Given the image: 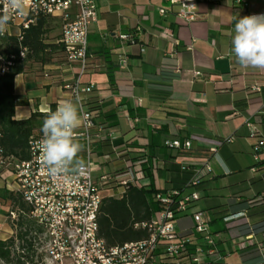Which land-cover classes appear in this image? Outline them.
<instances>
[{
    "label": "crops",
    "instance_id": "crops-1",
    "mask_svg": "<svg viewBox=\"0 0 264 264\" xmlns=\"http://www.w3.org/2000/svg\"><path fill=\"white\" fill-rule=\"evenodd\" d=\"M159 8L165 12L160 14ZM176 10L169 0L97 1V19L87 37L91 66L80 79L94 83L87 103L110 135L96 145V156L128 142L133 160L147 158L142 166L145 187L156 190L182 184L187 177L182 162L207 159L211 172L197 188L199 199L222 188L227 193L212 195L222 201L204 209H197L195 201L175 221V229L191 230V213L202 211L210 218L209 230L222 261L253 264L259 256L238 251L237 243L251 232L257 241L264 238V151L255 160L252 145L257 138L248 136L252 123L264 136V69L241 67L232 52V38L236 20L264 15V0H197V18L187 25L177 24ZM126 34L133 36V43L119 37ZM57 39L52 44L61 48ZM77 72L78 64L67 65L63 52L39 70L26 67L14 77V93L26 102L15 107L13 119H27L37 107L50 111L52 105L56 110L66 100L75 102L63 86ZM166 74L173 75L170 82ZM253 83L260 91L247 93L245 86ZM191 135L197 138L187 153L163 146L166 139ZM230 136L232 140L214 153L208 151ZM14 188L10 169L0 167V240L12 230L6 215L13 206L4 196ZM232 214L239 219L224 222Z\"/></svg>",
    "mask_w": 264,
    "mask_h": 264
},
{
    "label": "built area",
    "instance_id": "built-area-1",
    "mask_svg": "<svg viewBox=\"0 0 264 264\" xmlns=\"http://www.w3.org/2000/svg\"><path fill=\"white\" fill-rule=\"evenodd\" d=\"M98 0H25L23 13H11L7 31L2 39H14L17 51L0 53V74L5 72L16 59H25L28 48L22 44L23 35L38 16L51 18L58 23L57 43L61 46L67 65L78 64V72L70 83L64 84L71 97H79L83 122L76 129V139L83 146L82 155L87 167L86 174L72 173L52 177L40 160L39 143L42 131L28 139L29 158L10 164L0 160V167L10 166V175L27 210L10 209L7 220L12 230L0 241L5 245L6 256L0 255V264H165L184 260L185 264H233L222 261L216 249V241L209 230L210 218L202 211L191 213L192 229L177 231L175 221L185 215L192 204L199 199L197 188L211 172L207 159L199 162H182L181 170L187 174L177 188L157 190L153 200L157 203L149 220L134 224V228L146 230L148 236L121 245L108 246L98 235L97 216L104 196L122 198L134 186L145 187L142 166L148 161L142 156L133 160L129 143L112 145L110 151L96 156V145L107 141L110 135L97 123L87 100L93 92L94 83H82L81 76L91 66L87 37L90 26L97 19ZM176 5L175 19L179 25H187L197 18V0H169ZM239 3L245 0H237ZM5 0H0V14H3ZM163 14L165 10L159 8ZM134 42L131 34L119 36ZM23 53V55H22ZM247 93L259 92L258 83L245 86ZM34 112L49 113L48 109L37 107ZM249 134L256 137L252 145L253 157L258 159L264 151V136L250 125ZM196 136L174 137L163 141V146L179 153L192 148ZM232 137L219 140L208 148L210 153ZM21 216L24 223L17 225ZM239 214H232L223 220L229 223L238 220ZM253 245L259 259L253 264H264V238L255 240L254 233L244 236L237 243L242 249Z\"/></svg>",
    "mask_w": 264,
    "mask_h": 264
},
{
    "label": "trees",
    "instance_id": "trees-1",
    "mask_svg": "<svg viewBox=\"0 0 264 264\" xmlns=\"http://www.w3.org/2000/svg\"><path fill=\"white\" fill-rule=\"evenodd\" d=\"M53 19L38 16L35 23L25 30L22 44L28 48V53L23 60L16 59L5 72L0 74V160L5 159L12 167L14 163L29 158L28 139L32 134L41 133L43 121L48 113L34 112L27 119H13L16 106L24 104L26 99L22 95L14 93V77L24 71L31 63L44 64L46 53L53 47L45 42L47 33L51 29ZM17 51L14 39L0 40V53ZM111 76V72H108ZM173 75L166 74L168 82ZM169 86V83L166 84ZM92 110L91 107H89ZM50 111H55L52 105ZM182 111V110H180ZM168 115L185 118V115L167 111ZM157 190L153 186L129 188L122 198L104 196L97 216L98 235L108 246L121 245L125 242L144 239L148 233L144 229L134 228L135 223L149 220L155 210L157 203L153 195ZM10 201L13 209L27 210L20 194L8 191L4 196ZM1 198L3 195L1 194ZM24 221L21 216L17 225ZM4 243L0 241V255L5 257ZM238 251H246L253 258L258 257L255 246L250 245Z\"/></svg>",
    "mask_w": 264,
    "mask_h": 264
},
{
    "label": "clouds",
    "instance_id": "clouds-1",
    "mask_svg": "<svg viewBox=\"0 0 264 264\" xmlns=\"http://www.w3.org/2000/svg\"><path fill=\"white\" fill-rule=\"evenodd\" d=\"M24 2L25 0H5L3 14H0V35L7 31L12 12L23 13ZM232 52L241 67L264 69V15L244 16L236 20ZM82 122L79 97L75 102L66 100L60 103L55 111L46 115L38 147L41 164L52 177L69 173L77 176L86 174L88 166L78 157L83 146L75 135ZM220 162L227 171L222 160Z\"/></svg>",
    "mask_w": 264,
    "mask_h": 264
},
{
    "label": "rangeland",
    "instance_id": "rangeland-1",
    "mask_svg": "<svg viewBox=\"0 0 264 264\" xmlns=\"http://www.w3.org/2000/svg\"><path fill=\"white\" fill-rule=\"evenodd\" d=\"M59 34V28H58V23L57 21L53 20L51 23V29L50 31L47 33L46 38H45V42L51 44L52 46H54L52 44V42L54 41L55 38L58 37ZM56 46V47H55ZM54 47H51L50 50L46 53L44 59H45V63L50 62L51 58L55 57H61L62 55V49L55 45ZM42 67L41 63H31L28 66V70L30 71H34V70H39ZM252 126L256 129L255 125L252 123ZM249 139H253L250 134H248ZM222 155V154H221ZM243 162V161H241ZM3 168V167H2ZM7 168H10V166H8ZM219 186V184H218ZM227 193V188H222L219 190H213L211 192V196L207 197V198H200L198 199L195 203H196V207L197 209H204L206 207V205H214L215 202H221L222 199L219 197H213L212 195L214 194H226ZM229 263V262H228ZM165 264H185L184 260H179V261H171Z\"/></svg>",
    "mask_w": 264,
    "mask_h": 264
}]
</instances>
